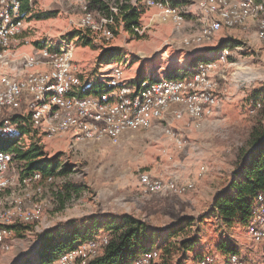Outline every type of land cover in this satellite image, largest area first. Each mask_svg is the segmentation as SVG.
Here are the masks:
<instances>
[{"label": "rangeland", "instance_id": "rangeland-1", "mask_svg": "<svg viewBox=\"0 0 264 264\" xmlns=\"http://www.w3.org/2000/svg\"><path fill=\"white\" fill-rule=\"evenodd\" d=\"M121 1L134 3V0H35L33 15L27 18L24 28H27V36L31 39H44L45 36L51 37V34L58 35L60 31L83 29L80 20L85 2L99 15ZM196 1L188 0L186 3L193 4ZM138 5L144 8L143 35L136 33L134 28L127 31L120 27L114 28L115 37L110 40L98 36L96 42L87 44L73 40L77 61L83 68L88 65L96 69L93 72V91H98L103 84L99 81L101 76L98 70L107 72L114 66L121 67L129 81L186 74L185 69L196 60L210 58L196 51L213 49L206 48L205 44L219 46L220 39L223 40L226 34L241 42L240 46L232 47L230 43L225 45L232 49L231 61L236 63L230 72L235 73L237 78H243L244 83L240 87L234 84L229 88L232 99L217 117L190 126L176 124L175 130L186 141L182 148L170 140L162 124L150 130H128L118 143L108 139L74 142L69 134L50 137L38 130L37 138H40L46 156L61 154L63 162L69 164L72 170L65 176L57 177L53 183L44 184L43 193L38 196L35 194V184L26 185L20 181L24 175L19 171L18 162L13 163L10 173L15 175V182L0 193L1 207L17 196H25L28 202L37 199L44 203L42 218L29 223L32 230L22 235L15 234L16 240L9 252L13 256L20 254L16 264H28L36 260L39 235L46 230H68L74 223L85 225L86 228L94 220L103 224L109 216L124 213L153 224L160 232L158 238L167 235L163 231L179 221L182 215H190L195 225L201 224L198 232H204L199 237L197 249L201 248V244L203 247L211 246L222 233L206 214L215 199L216 189L228 179L227 170L222 167L225 164L222 163L223 157L229 154L227 148L235 152L241 144L245 145L252 124L260 115V111L250 113L249 99L256 98L264 102L263 96L258 94L264 90V39L256 34L257 27L249 23L231 28L229 32L221 30L210 43L186 45L183 38L198 33L203 26L199 15H187L184 26L177 29L171 23L161 22L157 16H153V9L147 10L142 3ZM58 37L55 36V40ZM220 83L224 86L225 81L220 80ZM22 113L19 111L17 114ZM9 141L1 140L0 146H6ZM23 143L29 145L31 139L26 138ZM217 147L220 149L215 150ZM203 165L206 171L200 175ZM144 171L163 178L177 177L180 182L190 180L195 182V186L184 194L145 193L139 186V173ZM205 175L207 178L221 175L222 181L214 186L213 182L206 181ZM68 182L75 183L79 193H74L62 205L61 197L56 192ZM203 219L208 222H202ZM236 226L237 230L233 231L244 235L245 226ZM102 230L95 235L96 238L102 236Z\"/></svg>", "mask_w": 264, "mask_h": 264}, {"label": "built area", "instance_id": "built-area-1", "mask_svg": "<svg viewBox=\"0 0 264 264\" xmlns=\"http://www.w3.org/2000/svg\"><path fill=\"white\" fill-rule=\"evenodd\" d=\"M184 0H134L153 9V16L171 23L177 29L184 26L188 11ZM22 0H0V133L8 138L20 134L13 116H28L32 127L50 137L69 134L74 142L108 139L118 143L128 130H150L162 124L170 140L178 147L186 141L175 130L176 124L190 126L202 120L217 117L224 105L231 101L229 88L243 85V78L231 73L232 49L223 46L220 52L185 69L181 77L138 78L129 81L124 70L114 66L102 79L98 92L88 93L83 84V67L77 61L75 43L60 35L44 44L34 43L25 35L27 18L33 12L21 13ZM32 3V0H30ZM194 9L202 19L201 30L185 36L186 45L205 44L223 29L254 24L256 34L264 39V0H197ZM121 13L119 5H111L106 14H95L85 2L80 26L110 40L115 37L113 26ZM72 20H70L71 22ZM134 31L143 35L145 27L134 25ZM40 42V41H39ZM220 80H224L221 86ZM91 89V88H90ZM250 113H256L262 102L250 98ZM38 131V132H39ZM13 153L0 149V193L14 185L11 174ZM206 171L201 166L199 174ZM23 184H35V194L41 195L44 184L52 183V176L41 172L20 177ZM139 186L145 193L175 192L184 194L195 182H180L177 177L163 178L149 172L139 173ZM42 200L27 201L17 196L1 207L0 223H32L42 218ZM248 236L257 244H264V192L255 198V208L246 225ZM15 235L6 226L0 227V257L11 251ZM108 237L82 241L48 264H88L101 254ZM161 251L149 249L132 264H157ZM197 264H216L211 253L203 254ZM227 264H264V261L244 260L238 253L228 256Z\"/></svg>", "mask_w": 264, "mask_h": 264}, {"label": "trees", "instance_id": "trees-1", "mask_svg": "<svg viewBox=\"0 0 264 264\" xmlns=\"http://www.w3.org/2000/svg\"><path fill=\"white\" fill-rule=\"evenodd\" d=\"M34 4L35 0H32V3L30 0H22L21 13L32 12ZM120 18L125 22V29L132 30L133 23H140L141 11L135 7H126L124 4ZM88 31L84 28L76 29L68 32L65 36L69 39L78 37L80 41L87 44L88 41L93 40ZM225 44L234 47L240 46L241 42L237 38H231L221 41L217 48H221ZM198 61L196 60L192 66H195ZM95 92L98 91L91 89L86 94ZM258 94L263 96L264 100V90H260ZM259 111L260 115L258 114V118L252 124L248 140L240 149V158L234 170V179L227 189H223L217 194L214 200L213 213L220 218L219 222L214 223L222 232L223 228H231L235 224L246 225L254 211L256 196L264 192V102L257 112ZM13 121L17 123L20 134L8 138L0 133V141L10 139L9 143L4 147L0 146V149L13 153V161H17L20 165L21 175L41 172L45 178L52 176L55 181L57 177L65 176L72 170L69 164L63 162L61 154L46 156L43 146L40 144V138H37L38 130L32 127L28 116L16 114L13 116ZM26 138L31 139V144L23 143ZM260 141L262 142L258 145ZM253 148L254 150L245 158ZM61 189L56 192V195L61 197L62 205L66 199L73 197L74 193H79V189L73 182L64 184V188ZM202 222L207 223L208 220L203 219ZM194 223L193 218L187 217L175 227L164 230L163 233H167V235L162 238H158V234H160L158 229L130 213L109 216L103 224L94 220L86 228L85 225L80 226L74 223L68 230H46L40 234L35 253L36 260L28 264L52 263L61 254L82 241L96 238L95 235L99 234L101 229L104 231L102 235L108 237V243L103 247L101 254L88 264H132L143 252L153 248L160 249L162 252L160 264H177V262L181 263L179 255L183 251H194L199 246V237L204 234V232H198L201 224L195 225ZM1 226L12 230L14 235H22L32 230L29 223L22 222L9 225L0 223ZM227 243L222 241L219 245L224 247ZM195 257L199 258L200 254L196 253Z\"/></svg>", "mask_w": 264, "mask_h": 264}, {"label": "crops", "instance_id": "crops-1", "mask_svg": "<svg viewBox=\"0 0 264 264\" xmlns=\"http://www.w3.org/2000/svg\"><path fill=\"white\" fill-rule=\"evenodd\" d=\"M186 1L188 0H184L183 3L184 4V7L186 8V10L188 11V15L189 14H196L195 12V9H194V3L193 4H188L186 3ZM116 5H119L121 7V13L123 12V5L125 4L126 7H135V8H138L140 11H141V18H140V23L136 24V23H133L131 25V28H133L134 25H142L144 26L143 24V15H144V8L140 7L138 4H129L128 2L124 3L123 1H121L120 3H115ZM193 7L191 10H188L189 7ZM148 10V8H147ZM150 11V10H149ZM34 12V10L32 11ZM104 13H99V14H106L109 12V8L108 10H105V11H102ZM154 12V10H153ZM120 13V15H121ZM120 15L118 16L117 18V23L115 26H113V28L115 29H118L120 27H123V28H126L125 27V22L122 18H120ZM33 20V19H32ZM160 20V19H159ZM36 22V21H35ZM200 22H202V20L200 19ZM30 23H33V21H30ZM145 27V26H144ZM61 29H64V30H67L68 28H61ZM114 29V30H115ZM226 32H229L231 31V29H225ZM69 31V30H68ZM68 31H65V32H62L60 31L58 33V35H53L51 34V37L49 36H45V38H33L30 39L36 44L37 42H41V44H44L45 42L47 41H52V40H55V36H60V35H64V34H67ZM128 31V30H127ZM91 36L93 37V40L91 39L90 41L88 42H92V41H95L96 42V34L91 32V31H88ZM26 33V32H25ZM30 34V33H29ZM27 35V33L25 34ZM31 35V34H30ZM53 37V39H52ZM233 36H228L227 34L224 35L223 37V40H230V38H232ZM221 41H223L222 39H220ZM220 41V42H221ZM117 46V45H116ZM204 46H206V48H213V49H202V50H197L196 53H199V54H202L204 57H212V56H215L217 55L221 48H217V45H207L205 44ZM226 46V45H224ZM112 47H115V46H112ZM239 48V47H238ZM96 69L92 66H88L87 67H84L83 68V74H82V80H83V84L86 85L87 87V90L86 91H90L91 89H93V85H94V81H95V78H94V74L93 72L95 71ZM111 70L105 72V71H102V70H98L99 74H100V78H99V81H102V79H104L105 76L109 75ZM176 73H179V72H176ZM185 75L184 73L182 75H179V76H175V77H181ZM172 77V76H171ZM91 88V89H90ZM224 143V142H223ZM244 146V144L239 147V149L235 150V152H233L231 150V148H227V151L229 154H226L224 157H223V162L222 163H225L223 167L224 170H227V175H228V179L227 181H225V183L223 184V186H221L220 188H217L216 189V196L217 194L223 190V189H227L230 185V182L234 179L235 177V174H234V170L238 164V161H239V158H240V149ZM220 148H216L215 150H219ZM216 153V152H215ZM250 154V151L247 153V155L245 156V158ZM221 165H219L220 167ZM206 176V181H210L213 182L214 186H218L219 184V181H222L221 180V175L219 177H215L213 176L212 178H207V175ZM205 180V178H203ZM190 182V180L188 181ZM215 196V198H216ZM215 200V199H214ZM213 207H214V201L213 203L210 205L209 209H208V214H206V217H209V218H212L213 221L211 220L212 223L214 222H219L220 221V218L218 216H216L214 213H213ZM205 213L202 215L204 216ZM187 217H191L190 215H182L180 217V220L177 221L175 224H172L170 226V228L178 225L183 219L187 218ZM147 220V219H146ZM151 224V223H150ZM239 225V224H238ZM151 226L154 227L153 224H151ZM245 226V225H244ZM234 227V226H233ZM231 227V228H223V232L220 233V237L217 239V240H214V242L212 243L211 246H206L204 245V247L202 246L203 244H201V248L200 249H195L194 251H183L180 255H179V259L181 258V263L185 262L184 264H197V261L198 259L205 253H211L213 254L215 257H216V264H227L228 262V256L230 253H233V252H236L238 253L244 260H251V261H264V244H257L255 243L251 238L250 236H248L247 232H246V228L244 229V235H239L238 232H235L233 231V229L237 230V226L236 227ZM203 236V234L201 235ZM15 238L13 239V246H14V243H15ZM222 241H226L228 242L227 245H225L224 247L223 246H220V242ZM200 245V244H199ZM196 253H199L200 254V257L199 258H196L195 257V254ZM161 256H162V252H161ZM20 257V254H17V255H14L11 253V252H7L5 254H3L0 258V264H16V261L19 259ZM184 258H185V261H184ZM162 261V258H160L159 262L157 264H160ZM181 263H178L177 264H181Z\"/></svg>", "mask_w": 264, "mask_h": 264}, {"label": "water", "instance_id": "water-1", "mask_svg": "<svg viewBox=\"0 0 264 264\" xmlns=\"http://www.w3.org/2000/svg\"><path fill=\"white\" fill-rule=\"evenodd\" d=\"M261 142H262V141H260V142L258 143V145H259ZM258 145H257V146H258ZM253 150H254V148L250 151V153H251Z\"/></svg>", "mask_w": 264, "mask_h": 264}]
</instances>
